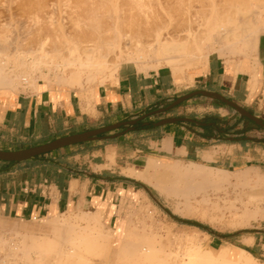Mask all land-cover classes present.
I'll return each instance as SVG.
<instances>
[{
    "label": "crops",
    "instance_id": "0c3cea01",
    "mask_svg": "<svg viewBox=\"0 0 264 264\" xmlns=\"http://www.w3.org/2000/svg\"><path fill=\"white\" fill-rule=\"evenodd\" d=\"M243 57L228 63L212 55L180 78L165 66L142 71L124 63L114 80L93 87L39 83L37 88L1 93L2 152L135 123L24 161L0 159V219L50 218L76 207L113 211L121 191L136 189L137 177L126 170L145 165L151 157L211 163L230 171L263 166L264 127L234 107L203 94L171 107L179 98L204 90L220 93L264 120V34L257 60ZM255 70L260 81L251 93ZM167 119L174 121L157 124Z\"/></svg>",
    "mask_w": 264,
    "mask_h": 264
},
{
    "label": "bare ground",
    "instance_id": "6f19581e",
    "mask_svg": "<svg viewBox=\"0 0 264 264\" xmlns=\"http://www.w3.org/2000/svg\"><path fill=\"white\" fill-rule=\"evenodd\" d=\"M55 1H23L20 7L24 15L21 13V16L25 17L22 18L24 20L21 21V29L15 28L16 30L20 29L15 33L10 30L11 27L7 28L11 33L8 32L0 23V84L2 86L15 89L22 80H32L34 76L32 74L37 73L38 70L40 72L46 69L50 74H53L58 82L84 87L85 83L92 84L100 79L114 80L122 62L127 61L146 63L148 67L155 69L165 63L170 66L173 74L180 78L187 75V69L205 65L209 61L210 55L217 51L221 53V56L225 55L226 51H230L233 54L240 53L257 60L255 54L258 50L260 36L264 34V21L257 25L255 18L252 19L255 12H258V14L256 13L258 16H255L258 21L262 18H260L258 6H255L258 11H254L253 8V12L250 10L251 12H248L250 14H244L245 17L242 14V10L248 6L246 4H249L248 10L252 9V7L250 8L252 0H249V3H246V0L245 4L243 2L245 7L241 3L243 0H236V3L240 1V6L238 3V7L234 10L240 11L241 5H243V9L240 11L242 15L237 11L239 16L231 9L232 6L236 7V5H232L235 3L233 0H214L213 3H215L210 6L211 10L206 9L208 4H202L200 6L203 8L200 7V13L195 10L196 13L202 14L201 20L196 19L197 25L191 22V18L194 17L191 12L192 7H190L191 9L185 7V9L182 4L186 0H159L157 2L159 5L153 4V0L151 2L154 6L152 5V7L150 3L146 4L145 0H121L119 2L113 0L117 2L114 3L113 9L109 5L111 0H73L74 10L73 7L70 8H72V12L75 11V13L73 12L75 15H72V20L70 19L72 22L69 21L70 28L67 31L64 30V20L62 23L59 21L63 27H56L55 20L51 19V14H56L54 8L57 7V3L59 4L58 0ZM255 1L264 7V0ZM155 5L159 7L154 8ZM20 7H16V9ZM21 9H18L19 12ZM69 10L71 12V9ZM245 10L247 11V9ZM52 11L55 12L52 13ZM61 12L64 15V12ZM9 13L11 14V12ZM234 14H237L238 17ZM170 21L173 23L175 21V25L171 23V26H168ZM17 26L19 25L17 24ZM39 77H43V74L41 73ZM34 78L33 80L36 82ZM259 81L255 70L250 81L251 93L256 91ZM209 171L211 172L213 169L201 165V163L190 162L186 168H182L179 164H169L150 158L142 169H130L127 173L154 184L169 196L182 197L189 205L191 198L196 197L197 194H202L203 201L208 202L210 200L209 189L212 188V191L222 190L232 173L227 169H219V173L222 175L213 176L212 172L211 177ZM236 194V200L243 203L244 207L243 216L241 214V225H253L257 219L263 218L262 207L256 206L255 209H249L247 204L251 203L252 197L256 196L255 193L251 191L239 193L238 191ZM81 209L72 208L66 212L68 215L63 218H51L44 228H33V233L43 230L45 236L40 237L35 234L24 236L23 240L22 238L20 240L22 242L20 246L12 245L13 248L15 247L14 250H18L16 253L13 252V256L22 257L23 264H99L92 260L91 256L94 254H100V257L104 258L101 264H142L143 260L156 262V259L159 258L152 243L133 240L136 231L127 225L121 246L117 251V261L110 263L108 257L106 259V256L102 254H110L106 250L104 252L103 249H111L109 241L113 235V229H104L106 226L103 227L101 224L102 212L99 209L92 211ZM238 249L237 259H228V264H239L242 257H246L244 250ZM33 254L38 257L33 259ZM4 258H6V264H11L10 258V262L7 261V257L2 259ZM166 260L165 264H169L170 261ZM4 261L2 263L0 260L1 264H4ZM13 262L12 264H15ZM184 263L186 264V262ZM195 263L197 264V261ZM210 263L213 262L210 261ZM16 264H19L18 261ZM181 264L183 263L181 262Z\"/></svg>",
    "mask_w": 264,
    "mask_h": 264
},
{
    "label": "rangeland",
    "instance_id": "374dc122",
    "mask_svg": "<svg viewBox=\"0 0 264 264\" xmlns=\"http://www.w3.org/2000/svg\"><path fill=\"white\" fill-rule=\"evenodd\" d=\"M23 1L25 0H0V23L1 25H3L4 28H6L5 30H7V28L9 29V27H11L13 30L15 28L21 29L20 24H21V21L24 20L22 18L25 17V16H21L22 14L24 15L20 7ZM52 1H55V0H52ZM72 1L73 0H58L57 2H59V4L57 3L56 5L55 3L57 7L54 8L56 12L52 11V13L55 12L56 14L54 15V13L53 14L50 13L53 16V17L51 16V19L56 21V22L54 21V24L56 23L55 24L56 27H60L61 25L59 21H61L62 23V21L64 20L63 23L66 26V27L64 26V30L66 31L68 30V28H70V25H68V23L69 21L72 20V15H75L74 14L75 11H73L74 12L73 13L72 8H70L74 6L72 5L74 1L73 2ZM119 1L121 0H117V2ZM145 1H147L146 4L150 3L151 7L153 4L159 2V0L157 1L154 0V3L152 4L153 0H145ZM208 1L207 0H200V1L199 0H193V1L186 0L184 1L185 3L184 2L182 3L184 4L183 5L184 8L187 7L191 9L190 7H192L191 12H192V16L194 17L191 18L192 19L191 22H193V24L197 25L198 21H196V19L198 18L200 19V17H202V14L200 15L196 13L197 11L195 12V10H198L200 13L201 8H203L200 5L208 4V8L206 9L211 10L210 6L211 4H214L215 2L213 3L214 0L212 1L210 0L209 2ZM245 1L246 0H243L241 1V3L243 4L244 2L245 4ZM250 1L247 0L246 3H249ZM110 2H111L109 4L110 8L113 9V6H115L114 3H117V2H114L113 0H111ZM233 2L235 3L232 5L234 6L236 5V7H233L231 5L232 10L240 6V1L238 2L239 5L238 3H236L237 2L236 0H233ZM250 4H251L250 8L252 7V9H249V10H248L249 4H246L248 6L244 5V7L246 6L245 9H247V11L243 9V5H241L243 9V10L241 9L242 14L247 15L246 13H248L250 10L251 11L254 10L255 6L256 7L258 6V9L260 10L259 12L260 18L261 17L262 18L259 19L260 21H258L257 17H255V16H258L256 15V13L258 14V12H255V15H252L253 17L252 19L255 18L254 20L257 25L262 24L261 21H264L262 20L264 19V7L262 6L261 3H258L255 0H252ZM259 4L261 5L259 6ZM158 5H155L156 7L154 8L159 7ZM203 6L206 7L205 5ZM16 7H20V8L16 9ZM18 9L19 10L21 9V12H19ZM69 9H71V12L73 14L70 12ZM11 10L13 11V13ZM73 10H74V7H73ZM256 10L257 9H255L254 11ZM61 11L63 12L65 11L64 15H62L63 13ZM234 11L240 12L238 9ZM9 12H11V14ZM18 13L21 17H17L19 16ZM70 13H71V16L69 18ZM195 13L198 14L197 15L198 17L196 16ZM237 14H234V15L237 16ZM49 18H50V15H49ZM240 18L243 19V17L241 16ZM168 23H170V25L168 26H171V23H173V21H170ZM175 23L176 22L174 21L173 24L175 25ZM8 24H11V25L8 26ZM17 24L20 27L17 26ZM11 28L10 30L14 33L15 31L20 30V29H17V30L15 29L13 31ZM10 30H7V31L10 32ZM0 32H1V27H0ZM230 53H231L230 51H226L225 55L221 56V53L217 51V52H213L210 55V57L212 55L219 56L222 59L226 60L228 63H231L232 61H235L236 59H243L244 58L243 56H245V55H241L240 53H234V54L233 53L230 54ZM250 58H253V57H250ZM124 63H132L136 65L142 71H149L151 69H155V68L148 67L146 63L142 64L136 61L122 62V64ZM162 66H165V67H168V69H171L170 66L166 65L165 63H162V65H160L158 68ZM195 68L196 67L187 69L186 73L193 71V69ZM40 72L43 74V77L38 78V76L41 74ZM40 72L38 70L37 73L32 74L34 75L32 77V80L36 76L34 78L36 79V82L35 80H33V83H31L32 82L31 79L26 80V81L22 80L21 81L22 83L20 82L18 87H16L15 89L4 87L0 84V94L10 93V92H19L21 90H26L29 88H37L39 83H49L51 85L62 86V87H73L70 84H67V83L63 84V82H60V81L58 82L56 78H54L53 74H50L46 69ZM45 73L46 74L49 73V74L46 75ZM45 76L48 80L45 78ZM108 80H111V79H107V80L100 79V80L95 81L92 84L85 83L84 87H93L95 85L105 83ZM74 87H79V86H74ZM152 158L160 162L162 161V162L169 163V164H179L182 168H186V166L190 163V162H183L181 160H174V159H167V158L151 157V159ZM148 161L146 162V164L148 163ZM145 165L139 168L142 169ZM201 165L208 166L209 168L213 169V171L211 172L209 171L211 177H212L211 175L212 172H213V176L219 177L222 175L221 173H219V169H222V168L215 167L211 163L209 164L201 163ZM127 171L128 170H126V173ZM230 172L232 173L229 176V180L224 184L225 187H223L222 190L220 189V191L219 190L212 191V188L209 189L208 194H209L210 200L208 202L203 201L202 194H197L196 197L191 198L189 205L186 204L187 203L186 200L183 199L182 197H177V196L174 197L171 195L169 196L168 194L162 192L154 184L148 183L147 181L137 177L138 182L136 185V189L131 190L130 192L121 191L118 199L114 200V210L113 211L103 210V214L101 217V221H102L101 224L103 225V227L106 226L104 228L105 230L113 229V235L111 236L110 241H109L111 249L110 250H107V248L103 249L104 252L106 250V252L108 251V253L110 254H107L108 256L105 254H102V255L106 256V259L108 257V260L110 261V263L117 261V251L119 250L121 246V242L125 235L126 227L127 225H129L134 229V231H136V234H135L136 236L133 237V240L148 241L153 244V246L156 248V252H158L157 254L159 255L158 256L159 258L157 257L158 259H156V262L155 261L150 262L149 260H147L148 261L147 262L146 260H143V262H141L142 264H155V263L165 264L164 262L165 259L171 262L170 263L166 260L169 264H174V263L181 264V262L183 264H185L184 262H186V264H193V263L196 264L195 263L196 261H197V264L198 263L202 264L203 262H204L203 264H206V263L207 264H228L229 263L227 261L228 259L229 260L237 259V256L239 255L238 248L243 249L244 254L246 255V257H242L243 260L241 259L240 263L242 262L243 264H264V216L263 218L257 219L253 223V225H248V226L241 225L240 220H242L241 219L243 216L242 211L244 207H243V203H240L239 201L236 200V195H237L236 192L239 191V193H244L245 191L246 193H248L251 191L252 193H255L256 196L252 197L253 200L250 199L251 200L250 204L247 203L249 209H255L256 206H258L260 208L262 207L261 209L264 210V164L263 166L248 167V168H244L241 170H231ZM225 190H227L228 192H226ZM226 194L228 195V197ZM246 200L248 199L246 198ZM233 201L235 203H230ZM233 205H235L236 207H234ZM81 210H84V209H81ZM84 211H88V210H84ZM113 213H114V217H113V220L111 221V215ZM65 215L67 216L68 213L62 212L54 217L63 218V216L65 217ZM54 217L23 220V221L17 220V219H10V218L0 219V221L2 222V224H0V258H1L0 260L1 262L3 263V261L5 260L4 264H6L5 263L6 258L4 259L2 258L7 257L8 262H10L9 261V258H10V260L12 262L14 261L13 263L15 264H16V261H18L19 264H23L24 259L22 257L18 258L19 256L16 255L17 256L16 258L15 256H13L14 255L13 252L16 253L18 251L17 249L14 250L15 247L13 248V246L15 245L20 246L21 245L20 243H22L20 241L21 238L23 240L24 236L26 235L35 234L36 236H40V237L45 236V233L43 230H39V231L37 230V232L34 231L33 233L32 229L35 227L44 228L45 224L51 218H54ZM185 221H195V222H198L204 225L206 228H202L197 225H192V224L186 223ZM232 221L236 222L237 225L235 226L236 223L233 225ZM10 249L12 252L10 251ZM248 249H250L253 252L249 251ZM8 256H11V257H8ZM92 256H91L92 260L99 264H101V261L104 260L102 256L100 257V254L98 255L94 254V256L93 257ZM32 257L33 259L34 258L36 259L38 255L36 257V254L35 255L33 254ZM201 258L202 260L200 261ZM159 259L161 260V262H159L160 261ZM203 259H205L206 262L203 261ZM157 260L159 261L157 262ZM210 261H212L213 263H210Z\"/></svg>",
    "mask_w": 264,
    "mask_h": 264
},
{
    "label": "water",
    "instance_id": "95a60500",
    "mask_svg": "<svg viewBox=\"0 0 264 264\" xmlns=\"http://www.w3.org/2000/svg\"><path fill=\"white\" fill-rule=\"evenodd\" d=\"M195 94H203L206 96H211V97H216L217 99L229 104L230 106L234 107L235 109H237V111L239 113H241L243 116L253 120L254 122H256L258 125L264 127V120L258 116H256L255 114H252L251 112H249L248 110H246L245 108L241 107L240 105H238L237 103H235L232 100L227 99L226 97H224L222 94L217 93V92H211V91H204V90H200V91H196L194 93L188 94L186 96H183L181 98H179L175 103H173L171 105V107L181 103L182 101H184L185 99L195 95ZM173 119H167L164 120L162 122L157 123L158 125L166 123V122H173ZM128 123H135V121H130L127 123H119V124H115V125H110L95 131H91V132H87L84 134H80V135H75V136H69V137H64L58 140H55L51 143L42 145V146H38V147H34L31 149H26V150H21V151H14V152H2L0 151V159L1 160H6V161H24L27 159H30L34 156L46 153V152H50L53 150H56L58 148L64 147L66 145H70V144H74L77 142H82V141H88V140H92L96 137V135L102 133V132H106V131H110L114 128L120 127L121 125H125Z\"/></svg>",
    "mask_w": 264,
    "mask_h": 264
},
{
    "label": "trees",
    "instance_id": "16d2710c",
    "mask_svg": "<svg viewBox=\"0 0 264 264\" xmlns=\"http://www.w3.org/2000/svg\"><path fill=\"white\" fill-rule=\"evenodd\" d=\"M186 223H189V224H192V225H197V226H200V227H202V228H206L204 225H202V224H200V223H198V222H195V221H185ZM225 236H227V235H225ZM249 251H251L250 249H248ZM251 252H253V251H251Z\"/></svg>",
    "mask_w": 264,
    "mask_h": 264
}]
</instances>
